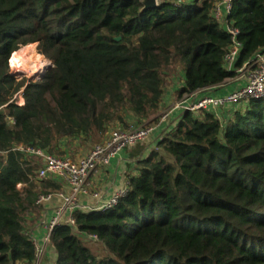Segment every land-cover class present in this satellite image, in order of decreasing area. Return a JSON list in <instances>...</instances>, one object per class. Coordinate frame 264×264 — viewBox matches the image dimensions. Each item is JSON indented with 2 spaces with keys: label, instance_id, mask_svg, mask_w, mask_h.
<instances>
[{
  "label": "trees",
  "instance_id": "16d2710c",
  "mask_svg": "<svg viewBox=\"0 0 264 264\" xmlns=\"http://www.w3.org/2000/svg\"><path fill=\"white\" fill-rule=\"evenodd\" d=\"M224 1L160 0L143 12L140 0H0V264L35 261L26 216L63 189L36 181L35 160L15 147L54 153L60 140L129 127V115L158 121L168 68L184 73L181 98L224 87L264 53V0H236L227 17L241 44L234 70L215 17ZM37 44L38 64L52 66L17 81L9 61L35 58ZM224 114L185 111L147 156L138 147L137 174L112 210L55 227V264H264V99Z\"/></svg>",
  "mask_w": 264,
  "mask_h": 264
},
{
  "label": "built area",
  "instance_id": "2783aa9c",
  "mask_svg": "<svg viewBox=\"0 0 264 264\" xmlns=\"http://www.w3.org/2000/svg\"><path fill=\"white\" fill-rule=\"evenodd\" d=\"M183 1L190 2L193 0ZM235 1L225 0L218 6L215 12L216 19L225 26L233 41V46L225 57V65L228 70L235 69L241 52V44L237 40L239 31L231 28L227 20ZM237 72L238 75L231 81L244 82V85L237 91L223 97L205 96L189 104L179 102L175 108L182 109L184 112L191 111L196 113L199 111H212L219 114L221 111L240 105L250 98L264 99V53L258 54L252 61L245 63ZM192 96L194 95H183L186 99ZM20 99H22V96ZM17 104L19 106L24 105V99H22V102H17ZM168 118L169 112L159 117L161 121H166ZM153 130V125L149 123H140L139 125L129 127L117 125V127L111 130L110 136L104 142L93 146L87 154L78 158L54 155L49 151L37 147L23 145L15 147L17 151L40 161L41 165L36 172V181H57L62 183L63 187L67 188V190L62 189L57 193L40 195L36 201V207H42L54 198L61 199L63 203L56 210L53 218L43 223V227L47 230V234L43 239L44 245L29 235L36 250L35 261L31 264H40L39 259L45 258L51 242L52 233L56 226L66 223L76 228L73 215L75 212L81 211V198L83 196L91 195L97 198L99 197L97 193L91 191L90 181L92 176L102 168L110 166L111 161L126 150L143 144L149 139ZM127 193L128 183L109 202L101 205L99 208L90 209L88 212H108ZM85 239L88 241H97L98 237L88 234Z\"/></svg>",
  "mask_w": 264,
  "mask_h": 264
},
{
  "label": "crops",
  "instance_id": "0c3cea01",
  "mask_svg": "<svg viewBox=\"0 0 264 264\" xmlns=\"http://www.w3.org/2000/svg\"><path fill=\"white\" fill-rule=\"evenodd\" d=\"M182 77L180 81H174L172 86L165 88L164 100L160 108V115L164 111L169 112V118L166 121H161L160 119L154 123L150 121H139L133 115H129V126L139 125L140 123H149L152 124L154 130L143 144L133 147L131 149L126 150L124 153L114 158L111 161L110 166L102 168L96 174H94L91 178V191L93 193H97L99 197L94 196H83L81 198V211L88 212L90 209L99 208L101 205L109 202L121 189L125 188L128 183V176L137 174V157L135 155L138 147H145L147 154L156 146V143L161 138L162 135L174 129L184 111L182 109H176L175 106L179 102H184L186 104L192 103L196 100L202 99L205 96H215V97H223L230 93H233L240 89L243 85V81H230L224 87L219 88L218 90H205L197 92L194 96L189 98H179L180 90L184 85V73L181 72ZM232 109V108H231ZM231 109H226L224 116L227 117L228 112ZM223 112V111H222ZM221 112V113H222ZM118 124L114 125L117 127ZM119 126V125H118ZM68 139L60 140L57 144V148H55L54 155L60 156H70L69 148L74 146H78V142ZM60 151V152H59ZM63 152V153H62ZM64 190L67 188L63 187ZM63 201L59 198H54L51 202L46 203L42 207H36L32 212L28 214L26 217L27 221L36 222L33 223V228L28 233L32 237L36 238L42 245H44V237L47 234V230L43 227V223L47 220L53 218L56 213V210L62 205ZM36 210V211H35ZM35 211V212H34ZM37 211H40V220L37 218ZM36 220V221H35ZM50 246V244H49ZM48 246V248H49ZM48 254L46 253V259H56L57 256L52 249H47ZM54 264V263H53Z\"/></svg>",
  "mask_w": 264,
  "mask_h": 264
},
{
  "label": "rangeland",
  "instance_id": "374dc122",
  "mask_svg": "<svg viewBox=\"0 0 264 264\" xmlns=\"http://www.w3.org/2000/svg\"><path fill=\"white\" fill-rule=\"evenodd\" d=\"M33 50L35 51L36 55H35V58L33 56H31V57L34 58V62L35 63H38L37 61L40 60V59H38L37 54L38 55H41V52L38 51V45L37 46L34 45ZM15 59H16V56H15ZM15 59H14V65H15ZM44 63H45L44 64V68L41 69L40 72H35L33 69H31V71L29 70L28 72L18 73L14 69L15 66L14 65H12V66L10 65V61H9V66H10L11 74L15 75L17 81H21L22 79H27L28 81H37L45 73V71L52 65L51 61H49V59L47 58V56L44 58ZM181 72H182V70L179 67L178 68H168L167 71L165 72L166 73L165 74V88L166 87L168 88L169 86H172L173 83H174V81L179 82L180 81V78L182 77ZM22 92L23 91H21L19 94H17L15 96V98L13 99V101L15 100L16 103L17 102H22V99L23 98L20 99V97L22 96ZM179 98H181V97L179 96ZM167 113H168V111H164L161 115L159 114V117L162 116V115H166ZM114 128L115 127H112L108 131V134L106 135V137H103V139H102V137H100L101 139H99V141H97V142H95L94 140L90 139L86 143L83 138L77 140L78 146H76V147L72 146V147L69 148V151H70L69 154H70V156L73 157V158H78V157H81V156L87 154L93 148V146L98 145V144L104 142L110 136L111 130L114 129ZM73 141H76V140H73ZM60 153H58V154L61 155ZM33 160H35L34 163H36V167H37V170H38L39 169V166L41 165V163L37 159H33ZM37 190H38V192H40L41 191V188H38ZM39 215H40V211L39 212L37 211V218L36 219L38 221L40 220ZM36 222H31L30 220L29 221H27V220L25 221L27 233H29L31 231V229L33 228V225H34L33 223L36 224ZM87 243H88L89 246H91V248L94 250L95 253H100L101 246L99 244L93 243L92 241H88ZM48 249H51V243H50V246H49ZM47 254H48V252H47ZM39 260H40V264H53V263L55 264V261H56V259H46V256H45L44 259L42 258V259H39Z\"/></svg>",
  "mask_w": 264,
  "mask_h": 264
},
{
  "label": "bare ground",
  "instance_id": "6f19581e",
  "mask_svg": "<svg viewBox=\"0 0 264 264\" xmlns=\"http://www.w3.org/2000/svg\"><path fill=\"white\" fill-rule=\"evenodd\" d=\"M14 69L18 73L28 72L33 69L35 72H40L42 67L40 64L34 62V58L31 56L19 59L15 65Z\"/></svg>",
  "mask_w": 264,
  "mask_h": 264
},
{
  "label": "water",
  "instance_id": "95a60500",
  "mask_svg": "<svg viewBox=\"0 0 264 264\" xmlns=\"http://www.w3.org/2000/svg\"><path fill=\"white\" fill-rule=\"evenodd\" d=\"M140 3L143 5V12H146L148 10L156 9L160 6L159 0H140ZM117 41H120L121 38H117ZM38 45V44H37ZM52 66V65H51ZM50 66V67H51Z\"/></svg>",
  "mask_w": 264,
  "mask_h": 264
}]
</instances>
